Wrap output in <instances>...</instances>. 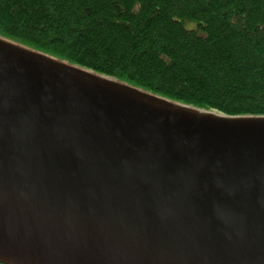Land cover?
I'll use <instances>...</instances> for the list:
<instances>
[{
    "label": "water",
    "instance_id": "obj_1",
    "mask_svg": "<svg viewBox=\"0 0 264 264\" xmlns=\"http://www.w3.org/2000/svg\"><path fill=\"white\" fill-rule=\"evenodd\" d=\"M0 262L264 264V116L0 37Z\"/></svg>",
    "mask_w": 264,
    "mask_h": 264
},
{
    "label": "trees",
    "instance_id": "obj_2",
    "mask_svg": "<svg viewBox=\"0 0 264 264\" xmlns=\"http://www.w3.org/2000/svg\"><path fill=\"white\" fill-rule=\"evenodd\" d=\"M0 37L192 108L264 116V0H0Z\"/></svg>",
    "mask_w": 264,
    "mask_h": 264
},
{
    "label": "rangeland",
    "instance_id": "obj_3",
    "mask_svg": "<svg viewBox=\"0 0 264 264\" xmlns=\"http://www.w3.org/2000/svg\"><path fill=\"white\" fill-rule=\"evenodd\" d=\"M183 24L186 28L192 29V30H199V26L197 22L194 21H183Z\"/></svg>",
    "mask_w": 264,
    "mask_h": 264
}]
</instances>
